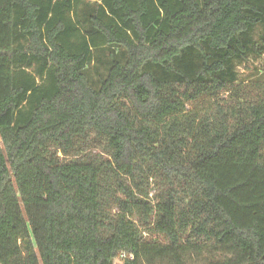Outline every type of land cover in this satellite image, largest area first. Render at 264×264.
I'll list each match as a JSON object with an SVG mask.
<instances>
[{
	"label": "trees",
	"instance_id": "1",
	"mask_svg": "<svg viewBox=\"0 0 264 264\" xmlns=\"http://www.w3.org/2000/svg\"><path fill=\"white\" fill-rule=\"evenodd\" d=\"M262 55L264 0H0V264H264Z\"/></svg>",
	"mask_w": 264,
	"mask_h": 264
},
{
	"label": "rangeland",
	"instance_id": "2",
	"mask_svg": "<svg viewBox=\"0 0 264 264\" xmlns=\"http://www.w3.org/2000/svg\"><path fill=\"white\" fill-rule=\"evenodd\" d=\"M104 71V66L101 64L91 63L87 67V72L89 76L96 83L98 81L99 73ZM238 80L248 81L257 79L259 81H264V55L261 57H250L247 61L240 63L237 66ZM154 191L149 193L151 196ZM114 264H122L120 259H116Z\"/></svg>",
	"mask_w": 264,
	"mask_h": 264
},
{
	"label": "built area",
	"instance_id": "3",
	"mask_svg": "<svg viewBox=\"0 0 264 264\" xmlns=\"http://www.w3.org/2000/svg\"><path fill=\"white\" fill-rule=\"evenodd\" d=\"M125 256H126V254L123 253V252L120 254V257H125ZM128 256H129V258H132L133 257L131 254H129Z\"/></svg>",
	"mask_w": 264,
	"mask_h": 264
}]
</instances>
